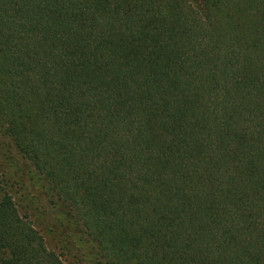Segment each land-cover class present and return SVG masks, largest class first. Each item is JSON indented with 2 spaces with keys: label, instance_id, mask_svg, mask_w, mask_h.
Here are the masks:
<instances>
[{
  "label": "trees",
  "instance_id": "1",
  "mask_svg": "<svg viewBox=\"0 0 264 264\" xmlns=\"http://www.w3.org/2000/svg\"><path fill=\"white\" fill-rule=\"evenodd\" d=\"M2 125L73 264H264V0H0Z\"/></svg>",
  "mask_w": 264,
  "mask_h": 264
},
{
  "label": "rangeland",
  "instance_id": "2",
  "mask_svg": "<svg viewBox=\"0 0 264 264\" xmlns=\"http://www.w3.org/2000/svg\"><path fill=\"white\" fill-rule=\"evenodd\" d=\"M0 126V196L13 197L19 211L33 223L45 238L50 250L59 254L67 264H73L52 231L50 207L45 196V185L33 169L26 167L11 140Z\"/></svg>",
  "mask_w": 264,
  "mask_h": 264
}]
</instances>
